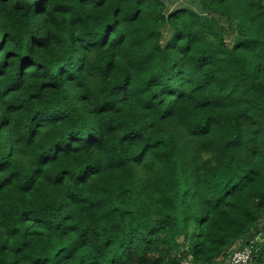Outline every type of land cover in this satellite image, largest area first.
I'll use <instances>...</instances> for the list:
<instances>
[{"label":"clouds","instance_id":"9594fccd","mask_svg":"<svg viewBox=\"0 0 264 264\" xmlns=\"http://www.w3.org/2000/svg\"><path fill=\"white\" fill-rule=\"evenodd\" d=\"M208 7L204 0H0V181L11 177L7 190L18 199L12 215L24 211L30 217L16 225L20 232L14 237L0 225V243L7 241L9 252L21 241L31 253L46 252L55 236L67 247L55 256L46 253L47 264H74L73 242L81 230L95 228L100 235L88 240L86 250L89 259H101L105 240L130 232L127 216H105L106 192L125 177L139 188L146 175L164 177L161 188L171 186L174 154L190 162L183 171L186 185L214 174L225 153L231 155L215 185L202 179L204 195L195 203L186 198L185 214L194 215L204 200L222 196L221 181L231 176L235 183L246 167H258L264 175V143L259 159L244 146L225 148L235 136L240 109H201L200 99L213 98L215 86L193 91L203 75L198 55L223 47L215 54L231 56V45L221 43L227 32L204 28ZM148 54L150 61L141 62ZM223 67L214 62L210 70ZM149 74L155 76L150 89ZM206 116L214 118L209 125ZM242 127L247 139L251 131ZM45 157L53 162L45 164ZM37 169L34 186L22 191ZM159 194L150 185L140 200L154 205ZM259 213L261 222H253L250 231L264 227V208ZM156 215L137 224L134 238L155 224ZM14 259L31 264L23 254Z\"/></svg>","mask_w":264,"mask_h":264},{"label":"trees","instance_id":"16d2710c","mask_svg":"<svg viewBox=\"0 0 264 264\" xmlns=\"http://www.w3.org/2000/svg\"><path fill=\"white\" fill-rule=\"evenodd\" d=\"M204 2L209 6L207 9L209 20L204 28L227 32L221 43L231 45V56L226 60L215 54L222 52L223 47L215 52L198 55L197 67L203 75L199 89L193 91L203 92L215 86L216 95L213 98L200 99L201 109L232 107L240 109L235 115V120L238 121L235 125V136L225 143V148L244 146L253 158L259 159L260 147L264 143L259 140V137L264 135V3H261V0H204ZM139 13L140 9H136L133 16L138 18ZM169 18H173L172 13H169ZM228 33L232 35L231 43H227L226 40ZM154 34V29L149 31L150 36ZM7 35L8 33H4L5 37ZM185 47L192 51L189 45ZM5 55L7 58L9 54ZM150 59L151 54H148L141 62L147 63ZM214 62L224 64L223 69L211 71ZM154 79V75H148L149 89ZM151 95L155 100L156 94ZM59 99L58 96L53 97L52 102L57 103ZM202 118L205 125L214 120L212 116ZM245 124L251 131V136L247 139L242 127ZM155 143L163 146V141ZM8 155L9 157L12 155L11 148ZM230 160L231 155L226 152L224 164L217 168L214 174H205L187 185L183 171L186 163L190 162L182 161L177 154L170 159V179L173 181L171 186L160 187L164 184L162 176L146 175L144 184L139 188L130 178H120L105 194L110 204L105 216H127L130 232L116 239L105 240L106 251L101 254V259L95 257L89 259L91 253L86 250L88 240L93 236L98 237L100 233L95 228L83 229L80 237L73 242L70 258L74 264H104L105 261L107 264H217L230 257L235 246L245 241L246 244L243 246L252 248L251 264H264V229L258 232L255 231L256 228L249 230L253 222H261L259 209L264 208V175L258 167H246L241 178L235 183L231 182L233 179L231 176L221 181L222 196H217L212 203L204 200V207L198 209L194 215L185 214L186 198L191 199L193 203L198 201L204 195L200 191L203 187L201 180H207L209 184L215 185L217 177L223 175L224 168ZM52 162L47 157L44 158L45 164ZM9 163L6 161L5 167ZM39 171L41 170H34V175L29 176L28 186L22 191L31 190L36 182L35 174ZM67 171L60 169L63 174H67ZM11 175L14 176L16 173ZM10 183L11 177L0 181V217L6 218L0 220V225L7 229L8 237H14L20 232L16 225L26 223L30 217L24 211H21L19 216L12 215L18 199L15 193L7 190ZM150 185H155L160 193L154 205L144 204L140 200ZM189 193L192 194L191 197H188ZM124 204H128L129 207H122ZM152 212L157 213L154 217L155 224L146 228L143 235L134 238V234L138 233L137 224L143 223L145 216ZM193 225L195 230H192ZM70 227L75 230V225ZM115 227L113 225L114 229ZM180 237L182 241L179 240ZM65 247L66 243L53 236L46 252L31 253L25 241H21L20 246L9 252V243L6 241L0 243V264H18L14 257L20 254H23L25 259L30 258L31 264H47L50 256L46 253L55 256Z\"/></svg>","mask_w":264,"mask_h":264},{"label":"built area","instance_id":"2783aa9c","mask_svg":"<svg viewBox=\"0 0 264 264\" xmlns=\"http://www.w3.org/2000/svg\"><path fill=\"white\" fill-rule=\"evenodd\" d=\"M251 262L252 248L249 246H243L235 249L229 257V264H251Z\"/></svg>","mask_w":264,"mask_h":264},{"label":"rangeland","instance_id":"374dc122","mask_svg":"<svg viewBox=\"0 0 264 264\" xmlns=\"http://www.w3.org/2000/svg\"><path fill=\"white\" fill-rule=\"evenodd\" d=\"M226 40H227V43H231V40H232V35H231V33H228ZM263 229H264V227H260V228H256L255 231H256V232H258V231H263ZM254 235H255V233H254ZM258 238H260V236H259ZM255 239H257L256 236H255ZM255 239H254V240H255ZM179 240L182 241V238L180 237ZM244 244H246L245 241L242 242V244L236 245V246H235V249H238V248H240V247H243ZM217 264H229V257L226 258V259H224V260H221V261H220L219 263H217Z\"/></svg>","mask_w":264,"mask_h":264},{"label":"crops","instance_id":"0c3cea01","mask_svg":"<svg viewBox=\"0 0 264 264\" xmlns=\"http://www.w3.org/2000/svg\"><path fill=\"white\" fill-rule=\"evenodd\" d=\"M239 244H242V242H241V243H239Z\"/></svg>","mask_w":264,"mask_h":264}]
</instances>
